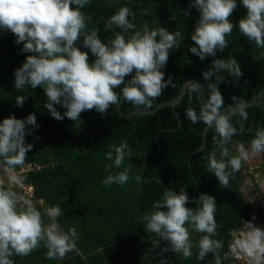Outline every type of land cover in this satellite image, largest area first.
<instances>
[{"label":"trees","instance_id":"obj_1","mask_svg":"<svg viewBox=\"0 0 264 264\" xmlns=\"http://www.w3.org/2000/svg\"><path fill=\"white\" fill-rule=\"evenodd\" d=\"M125 5L136 12L133 23L137 27L143 23H148L151 28L161 25L169 31L180 32L182 39L179 47L169 51L166 66L162 69L164 79L171 78L167 87L152 100L150 106H138L123 100L122 111L152 108L174 98L183 82L194 74L204 81L208 97L210 82L204 80L202 72L211 66L213 57L202 60L189 51V46L194 43L191 33L199 17L194 7L189 8V0H119L118 4L112 5L106 0H91L82 11L91 17L88 27L96 28L101 40L107 42L121 30L106 29L104 21L119 6ZM145 11L147 15H142ZM185 11L190 14L186 16ZM245 15L246 9L237 0V8L229 17L235 26L232 33L226 36L228 47L217 51L219 58L237 59L243 73L236 79L221 72L224 80L218 83V88L225 106L234 103V97L238 101L250 95L264 94V57L260 55L264 49L256 47L239 32L238 22ZM132 31L125 35H131ZM14 41L15 36L10 31H0V120L10 114L23 118L35 113L39 127L26 134V142H31L33 148L26 153L24 162L53 160L54 164L31 172L26 181L32 182L37 197L62 209L63 214L55 220L60 229L68 232L75 228L78 235L76 247L63 259H49L47 248L41 243L27 256L12 257L15 264H159L160 259L167 257L168 252L162 251L166 246L161 240L158 246L153 247L159 237L145 230L140 216L152 210L153 201L162 197L165 188L176 191L183 188L190 197L186 206L192 208L198 206L196 201L201 193L213 196L217 202V234L214 239L223 242L217 253L210 252L201 260L198 258V242L204 233L194 230V236L190 238L192 255L185 258L182 253H175L172 264H217V258L221 264L222 253L227 248L228 231L232 227L255 220H259L264 227L263 211L253 210L238 190L241 169L234 173L227 169L230 173L227 187L208 171L209 154L215 153L217 158L220 157L218 149L221 141L213 127L206 131L205 145L189 155L201 145L205 127L202 121L193 123L186 115L188 108L198 113L201 110L196 85H191L176 105L177 115L170 106H165L155 113L123 117L117 112L116 105H112L103 116L92 109L81 112V119L75 122L68 118L58 120L44 106L47 97L41 87L26 88L22 92L14 88V69L28 54L21 52L22 45ZM77 46L87 51L82 42ZM94 59L89 51V62ZM122 87L115 91L120 93ZM16 95L27 96L22 107L16 105ZM57 108L63 113L62 107ZM245 109L248 119L244 121V131H238L232 140L250 144L256 128L264 126V105H252ZM231 119L239 129L240 117L233 115ZM122 141L128 144L129 156L122 168L108 169L106 165L110 161L105 159V153L110 145H118ZM227 147L231 148L230 142ZM230 152L236 155L234 151ZM258 155L264 165V153ZM123 167L130 169L128 183L123 186L102 183L110 172L122 171ZM138 175L144 182L137 183L135 177ZM34 207L41 212L44 225L46 220L41 208Z\"/></svg>","mask_w":264,"mask_h":264},{"label":"clouds","instance_id":"obj_2","mask_svg":"<svg viewBox=\"0 0 264 264\" xmlns=\"http://www.w3.org/2000/svg\"><path fill=\"white\" fill-rule=\"evenodd\" d=\"M91 0H0V31H10L15 43L22 45L20 51L28 53L20 66L14 69V88L22 92L26 88L41 87L47 97L44 106L49 114L58 120L68 118L80 120L81 112L95 109L102 116L112 105L127 100L134 105L150 106L152 100L161 94L171 78L164 79L169 51L180 45L181 33L169 31L164 26L151 28L148 23L137 27L133 20L136 12L128 6H119L108 16L106 29H120L114 38L102 41L96 28H89L91 17L82 11ZM109 5L119 0H106ZM246 9V15L238 22L239 32L255 46L264 49V0H239ZM195 8L199 17L191 33L194 42L189 51L200 59L213 57L211 66L202 72L205 81L210 82L211 92L203 102L199 113L193 108L186 115L193 123L202 121L213 127L220 137L219 153L209 154L207 169L225 187L229 184L231 171L238 172L242 162L252 154L264 153V126L257 127L249 146L240 143L236 155L227 147L237 132L244 131L248 112L242 102L237 101L225 108L218 83L224 80L221 72L238 79L243 75L237 59L219 58L217 51L228 47L226 36L232 33L234 23L229 20L237 8V0H189V8ZM187 16L190 13L185 11ZM142 15H147L145 11ZM131 17V19H130ZM132 31L131 35L125 33ZM86 50H81L78 43ZM89 51L95 59L89 62ZM264 57V52L260 53ZM131 78L125 83V77ZM121 88L120 93L115 91ZM27 96L16 95L15 102L23 106ZM57 106L64 109L63 113ZM240 117L239 129L232 123V116ZM35 113L23 118L15 115L0 120V169L7 174L9 187L0 185V264H15L12 257L27 256L43 243L49 259L60 258L76 247L78 235L75 228L64 232L55 222L61 216L59 206H51L46 214L53 220L48 226L42 223L41 212L28 200H23L11 185H20L15 174L17 166L23 165L26 153L33 144L26 142V134L38 128ZM129 156L128 144L120 142L110 145L105 159L110 161L108 169H120ZM130 169L110 172L102 180L104 185H125L130 180ZM137 183L144 182L141 176ZM190 200L182 188L176 191L165 188L160 199L153 201L152 210L140 216L145 230L155 233L160 241H167L162 251L192 255L193 244L190 231L204 233L198 242V258L203 260L208 253H217L223 247L217 234L216 200L201 193L195 208L186 206ZM255 217H253V220ZM243 231L233 242V252L242 253L250 264H264V228L252 221L245 222ZM159 264H167L161 259ZM217 264H220L217 258Z\"/></svg>","mask_w":264,"mask_h":264},{"label":"built area","instance_id":"obj_3","mask_svg":"<svg viewBox=\"0 0 264 264\" xmlns=\"http://www.w3.org/2000/svg\"><path fill=\"white\" fill-rule=\"evenodd\" d=\"M54 164V161L47 162L28 161L23 165L17 166L14 170L15 174L20 178V185H11L10 187L17 192L23 200H28L33 206H39L45 218L44 226L53 223V220L47 216L46 210L51 207V204L44 198L35 195V189L32 182L26 181V176L31 172L39 171L43 166ZM0 184L9 187L7 174L0 169ZM238 190L244 199L253 210H262L264 213V165L259 155L252 163L243 164L238 178ZM253 224L264 228L259 220L252 221ZM246 231L245 223L236 225L228 231L227 248L222 253L221 264H250L249 259L242 253L233 252L232 244L234 240L243 232Z\"/></svg>","mask_w":264,"mask_h":264},{"label":"water","instance_id":"obj_4","mask_svg":"<svg viewBox=\"0 0 264 264\" xmlns=\"http://www.w3.org/2000/svg\"><path fill=\"white\" fill-rule=\"evenodd\" d=\"M129 79H130V76L129 75L126 76L125 77V83ZM193 84L197 86L198 101L202 107L203 102L207 99L206 85L202 79H200L199 77H197L196 74H194L191 78H189L183 82L182 86L180 87L178 94L172 99L162 101L152 108H150V107H138V108H135V109H133L129 112H126V113L123 112L121 109V105H122V101H123V100H121L118 104H116V110L121 116L128 117V116H132L133 114H136V113H155L156 111H158L159 109H161L165 106H170L173 109L174 113L177 115V111L175 108L176 105L182 100V98L184 97L188 88ZM238 101L244 103L245 108L252 106V105H259V104L264 105V94L258 93V94L250 95V96L243 98L241 100H238ZM234 103H232V104H234ZM232 104L225 106V108H229ZM178 120L180 122L179 117H178ZM179 125H180V123H179ZM208 128H209V126L205 125V127L203 129V138H202L201 145L199 147L193 149L189 155L196 152L198 149L202 148L205 145L206 131Z\"/></svg>","mask_w":264,"mask_h":264},{"label":"rangeland","instance_id":"obj_5","mask_svg":"<svg viewBox=\"0 0 264 264\" xmlns=\"http://www.w3.org/2000/svg\"><path fill=\"white\" fill-rule=\"evenodd\" d=\"M77 135V134H76ZM230 143H231V148H230V150H232V151H234L235 152V154H237V152H236V146L238 145V144H240V143H242V142H240V141H238V140H231L230 141ZM243 144H245V146L247 147V146H249V144H246V143H243ZM257 155L258 154H252V155H250V157H249V159L247 160V161H245V162H243V164H249V163H252V161H254L256 158H257ZM189 231H190V237H189V239L191 238V237H193L194 236V229H189ZM163 241V240H162ZM165 246H167V241H164V243H163ZM168 253H167V257H165L164 258V260H166V262H167V264H172L171 262L173 261V255L175 254V252H171V250H169V251H167ZM147 254H149L150 255V253L147 251ZM171 257V258H170ZM167 258V259H166ZM169 259H171V261L169 260ZM148 260H149V262L151 261V258H150V256H148ZM161 260V259H160ZM169 260V261H168ZM152 264V263H151Z\"/></svg>","mask_w":264,"mask_h":264}]
</instances>
